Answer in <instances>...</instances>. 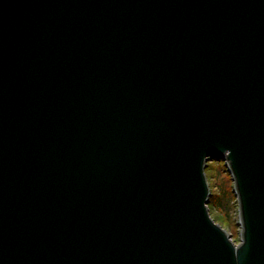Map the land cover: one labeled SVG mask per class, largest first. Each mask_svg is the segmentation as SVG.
<instances>
[{
    "label": "water",
    "instance_id": "95a60500",
    "mask_svg": "<svg viewBox=\"0 0 264 264\" xmlns=\"http://www.w3.org/2000/svg\"><path fill=\"white\" fill-rule=\"evenodd\" d=\"M0 264H264V0H0Z\"/></svg>",
    "mask_w": 264,
    "mask_h": 264
},
{
    "label": "rangeland",
    "instance_id": "374dc122",
    "mask_svg": "<svg viewBox=\"0 0 264 264\" xmlns=\"http://www.w3.org/2000/svg\"><path fill=\"white\" fill-rule=\"evenodd\" d=\"M209 165L206 167V174L210 183L211 190L217 192L222 181V177L227 178L229 185L233 191L229 200L228 208H218L210 210V214L214 219L220 222L231 234L232 238L237 242L240 239V222L238 217V202L233 186V179L228 171L226 162L215 157L208 158ZM210 200L208 201V203Z\"/></svg>",
    "mask_w": 264,
    "mask_h": 264
},
{
    "label": "trees",
    "instance_id": "16d2710c",
    "mask_svg": "<svg viewBox=\"0 0 264 264\" xmlns=\"http://www.w3.org/2000/svg\"><path fill=\"white\" fill-rule=\"evenodd\" d=\"M218 159L223 160L221 158H218ZM209 162L210 161H207L206 167L209 165ZM232 193L233 191L231 189V186L228 183L226 176L222 177L219 190L217 192H214L211 190L210 197H209V200H210L209 209L214 210L216 209V207H218L220 209L226 208V211H227L229 200L232 197Z\"/></svg>",
    "mask_w": 264,
    "mask_h": 264
}]
</instances>
